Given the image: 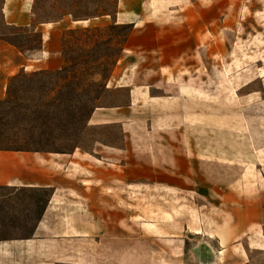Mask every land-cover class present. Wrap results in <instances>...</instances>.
Returning <instances> with one entry per match:
<instances>
[{
	"label": "crops",
	"instance_id": "crops-1",
	"mask_svg": "<svg viewBox=\"0 0 264 264\" xmlns=\"http://www.w3.org/2000/svg\"><path fill=\"white\" fill-rule=\"evenodd\" d=\"M33 4L1 1L4 22L38 41L26 52L0 38V97L10 75L60 67L64 29L130 23L104 85L124 99L85 120L121 137L89 149L0 147V264H184L186 253L194 264H244L264 249V138L256 142L246 109L264 100V74L259 89L239 93L234 75L202 73L212 0H115L111 14L43 19ZM24 193L36 213L18 234L8 226L29 220L15 214Z\"/></svg>",
	"mask_w": 264,
	"mask_h": 264
},
{
	"label": "rangeland",
	"instance_id": "rangeland-1",
	"mask_svg": "<svg viewBox=\"0 0 264 264\" xmlns=\"http://www.w3.org/2000/svg\"><path fill=\"white\" fill-rule=\"evenodd\" d=\"M88 1V6L78 11L79 15L92 11L93 0ZM113 2L114 0H109L102 2L101 5L112 11ZM66 8L67 6H62L60 9ZM35 11V19L52 18L60 14V10L53 8L52 0H35ZM109 23L88 25L102 26ZM119 31L118 28L100 30L93 39L83 41L80 39L81 41L66 47L65 56L74 59L75 71L78 63V65L82 63L105 65L100 69V73L86 75L83 82L77 86L75 81L70 83L68 81L67 87L61 85L57 91L54 75L47 71H42L38 75L7 79L6 88L14 98L23 95L24 100L22 99L21 102L24 104H47L58 102L57 99H61L65 104H60L57 108H49L46 115L35 120L28 113L16 116L11 112L5 113L0 108V146L26 145L42 149L66 150L78 144L82 148L89 149L94 139L112 141L120 138V131L116 125L85 124L93 106L108 105L124 99L123 89L104 87L111 72L109 67L120 54ZM0 33L23 44L26 52H30V49L37 45V33L26 28L19 29L11 25H2L0 22ZM209 50H212L211 54ZM209 50L207 46L203 48L202 45V58H212L210 66L201 67L202 73L234 75L233 88L239 93L259 89L260 75L264 74V0H212V48ZM226 60L232 61V64L225 65ZM36 72H26V74H37ZM244 79L248 81L240 85ZM225 85V82L218 81L212 85V88L222 96ZM80 101L82 105H79L81 106L79 109L73 107V104L78 105ZM246 109L250 115V125L256 142H260L262 133L264 138V100L260 103L248 104ZM32 125L37 134L25 136L27 129H32L30 128ZM18 126L19 128H15ZM40 131L43 133L40 134ZM6 190L8 188H0V192ZM45 194L46 190L42 189L34 195L36 207L38 203L40 205L43 203ZM20 196H24V202L19 204V211L15 214L29 220L8 226V229L24 234L28 232L30 228L28 223L34 219L36 212L32 210V194L24 193ZM191 241L188 238L186 246H190ZM231 256L240 260L239 254L228 253L227 258L230 259ZM248 257V261L244 264H264V249H252L248 252ZM184 264H194L188 253L185 255Z\"/></svg>",
	"mask_w": 264,
	"mask_h": 264
},
{
	"label": "trees",
	"instance_id": "trees-1",
	"mask_svg": "<svg viewBox=\"0 0 264 264\" xmlns=\"http://www.w3.org/2000/svg\"><path fill=\"white\" fill-rule=\"evenodd\" d=\"M109 0H93L91 1L94 5L92 7V11L90 13H82L81 15L78 14V11L80 8L87 7V3L89 2L88 0H52V6L56 10H60V13H67L70 14L73 17H87V16H92V15H97V14H111L114 12L115 8V0L113 2V10L109 11L106 8H104L101 4L102 2H108ZM62 6H67L66 9L61 10ZM33 12L34 15H36L35 11V0L33 4ZM0 22L2 25H10L4 22L2 15L0 13ZM12 27H16L19 29H22L24 27L21 26H16V25H11ZM113 28H118L120 30V37H119V50L122 49L123 42L125 40V37L127 36L128 32L131 29V24L130 23H109L106 25H84V26H75V27H69L66 28L62 31V45H61V53H62V64L60 67L55 68V69H48V70H38L36 73L37 74H26L24 71H18L8 77V80L11 78H17L19 76H31V75H38V73H42V71H47L50 72L54 75V81H55V90L58 89L59 87H67V82L69 81H75L76 86L81 84L83 82V78L86 75H92L93 73H100V69L104 68L105 65H92L90 63H82L80 65L77 64L78 67H76V71L74 69V59L65 56V49L66 47L72 46V44L76 41H81L80 39L83 40H90L93 39L100 30H105V29H113ZM0 38L5 39L11 44H14L21 50H24L23 44L12 40L11 38L4 36L0 33ZM76 63V62H75ZM114 63V62H113ZM113 63L110 65L109 70H111V67ZM92 81V80H91ZM22 99L24 100V96L16 97L14 98L9 89L6 88L5 93L2 97H0V108L2 109L3 112L9 113L11 112L12 114L19 116V114L22 113H28L32 119L36 118H41V116L46 115L47 111L49 108H57L61 104H65L64 101L61 99H57L56 101L58 102H50L47 104H42V103H30L29 104H24L22 103ZM55 101V100H54ZM46 103V102H45ZM79 105L81 104V101L78 102V105L73 104V107L76 109H79ZM41 114V115H40ZM17 126V125H16ZM34 125H32L30 128L32 129H27V132L25 136H32L34 134H37L36 131L33 130ZM15 128H19L15 127ZM22 127H20L21 129ZM2 131V130H1ZM43 132L40 131V134ZM23 136V135H22ZM0 147H27L26 145H17V146H0Z\"/></svg>",
	"mask_w": 264,
	"mask_h": 264
}]
</instances>
